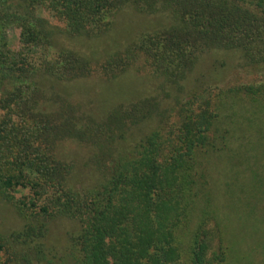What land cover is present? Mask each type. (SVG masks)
Wrapping results in <instances>:
<instances>
[{
    "label": "trees",
    "instance_id": "obj_1",
    "mask_svg": "<svg viewBox=\"0 0 264 264\" xmlns=\"http://www.w3.org/2000/svg\"><path fill=\"white\" fill-rule=\"evenodd\" d=\"M127 8L151 15L143 25L164 23L104 58L61 44L102 38ZM215 53L222 61L202 69ZM239 67L264 68V0H0V192L23 220L0 234V264H231L210 157L252 147L243 158L264 200V154L253 140L235 148L240 126L229 119L242 109L228 105L250 102L247 126L264 135V81L218 92L212 82ZM132 71L153 75L156 91L104 116L57 87ZM174 108L177 123L166 119ZM69 140L89 146V185L74 183L79 162L62 154ZM20 188L29 196L16 198ZM60 218L75 229L56 251L49 234Z\"/></svg>",
    "mask_w": 264,
    "mask_h": 264
},
{
    "label": "rangeland",
    "instance_id": "obj_2",
    "mask_svg": "<svg viewBox=\"0 0 264 264\" xmlns=\"http://www.w3.org/2000/svg\"><path fill=\"white\" fill-rule=\"evenodd\" d=\"M44 15L53 24L63 26L62 21L53 17L49 12H44ZM149 16L151 15L144 16L132 8H127L117 14L115 29L102 38L93 40L70 39L64 40L61 44L79 49L94 58H104L134 39L138 32L142 31V28L152 29L154 26L160 25L161 22L164 23V19L160 21L154 18L151 24L143 25L145 24V22H141L143 17ZM9 34L13 40V47L17 48L19 46V31L10 30ZM221 57L223 56L215 53L210 58H205L200 67L203 65L202 69L213 68L218 65V61H222ZM261 81H264V68L259 69L257 67H239V69L224 78L212 80L216 92L219 89H226L242 83ZM154 82L153 75L149 73L138 74L132 71L116 79L110 80L95 75L70 83H61L57 87L70 98L85 104L86 107H94L100 116H104L111 107L122 101H131L156 91L158 82L156 81L155 86ZM192 88L190 90H193ZM183 99L186 101L188 96H184ZM244 99L246 100V98ZM242 101L240 97H230L228 99L229 106L235 102L237 103L235 104L236 107L242 109V115L236 118L233 116L229 119V122L240 126L238 134L233 137V142L236 143L235 148H238L240 142L245 143L253 140L256 154L262 155L264 154V135L253 132L252 128L247 126L249 122L246 121V118L249 115L251 116L252 112L255 113L254 107L250 106L249 102L246 109L245 106L239 105ZM177 112L178 108H174L171 115L166 118L167 121L177 123ZM62 154L64 157L76 159L79 162L78 169L74 174L76 186L89 185L94 181L96 172L91 171L84 163L88 159V155L91 154L88 145H80L69 140L63 143ZM226 154H230V156ZM231 154L237 153L226 151L222 154H214L210 157L208 164L215 180V183L212 182L218 187V189L216 187V191H219L220 220L223 223L225 240L227 246L234 250L230 263L264 264V200L260 201L257 197L262 196L259 189L262 190L263 187L259 183L258 171L256 172L254 168L250 167L249 163L243 158L255 155V151L252 147H248L242 155L243 160L241 157H234ZM249 160L250 163L254 161L252 158ZM263 165L264 161L261 162L260 167ZM249 184L253 185L254 188L250 187ZM29 194L30 192L27 189L22 188L18 189L16 193L13 192L16 198H21L24 195L29 196ZM12 203L0 192V234L9 235L13 230L20 229L23 225V220ZM74 229L75 223L66 218L57 219L52 223L49 238L52 239L51 242L57 244L56 251H60L66 245L67 232Z\"/></svg>",
    "mask_w": 264,
    "mask_h": 264
}]
</instances>
